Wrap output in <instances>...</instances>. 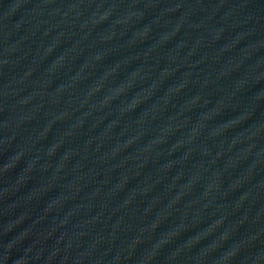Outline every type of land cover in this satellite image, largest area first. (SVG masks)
Returning <instances> with one entry per match:
<instances>
[{
    "label": "water",
    "instance_id": "1",
    "mask_svg": "<svg viewBox=\"0 0 264 264\" xmlns=\"http://www.w3.org/2000/svg\"><path fill=\"white\" fill-rule=\"evenodd\" d=\"M0 264H264V0H0Z\"/></svg>",
    "mask_w": 264,
    "mask_h": 264
}]
</instances>
